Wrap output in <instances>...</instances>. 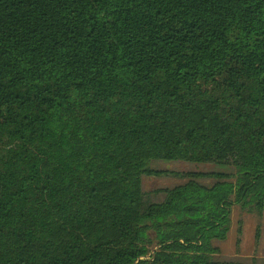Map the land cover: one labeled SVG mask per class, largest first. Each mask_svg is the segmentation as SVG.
I'll list each match as a JSON object with an SVG mask.
<instances>
[{
	"label": "trees",
	"instance_id": "obj_1",
	"mask_svg": "<svg viewBox=\"0 0 264 264\" xmlns=\"http://www.w3.org/2000/svg\"><path fill=\"white\" fill-rule=\"evenodd\" d=\"M234 205L264 214V0H0V264H246Z\"/></svg>",
	"mask_w": 264,
	"mask_h": 264
},
{
	"label": "rangeland",
	"instance_id": "obj_2",
	"mask_svg": "<svg viewBox=\"0 0 264 264\" xmlns=\"http://www.w3.org/2000/svg\"><path fill=\"white\" fill-rule=\"evenodd\" d=\"M154 163V164H153ZM158 169L187 171L194 169H214L212 165H195L181 160H157L152 162ZM184 180L174 176H143V188L150 192L159 187H171ZM210 183L211 181H207ZM162 196H151V200H161ZM232 225L228 238L217 242L222 248V253L216 256L220 261H237L246 264H264V214L249 212L239 205H234L232 210ZM242 225L241 242L238 244V229ZM260 226L261 237L257 242V229Z\"/></svg>",
	"mask_w": 264,
	"mask_h": 264
}]
</instances>
